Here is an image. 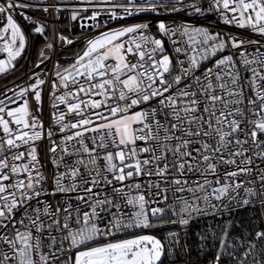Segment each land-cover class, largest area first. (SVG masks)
<instances>
[{"label":"snow or ice","instance_id":"obj_1","mask_svg":"<svg viewBox=\"0 0 264 264\" xmlns=\"http://www.w3.org/2000/svg\"><path fill=\"white\" fill-rule=\"evenodd\" d=\"M18 10L40 35L45 26L25 10L67 11L72 21L89 20L96 28L107 25L102 15L114 21L143 13H215L224 24L260 39L163 21L157 25L160 38L148 23L101 32L87 40L70 67L56 66L51 84L56 131L45 129L31 111L29 97L39 109L46 83L38 73L26 87L0 92V264H164L166 248L174 259L179 232H169L164 241L150 234L112 237L168 224L187 227L196 217L227 212L232 201L243 207L258 199L264 209V98L258 95L264 92V0H0V52L7 54L0 59V74L14 69L25 49ZM164 37L173 46L175 65L164 54ZM57 38L73 43L62 34ZM45 47L52 49L53 43ZM225 51L229 54L196 74ZM46 59L42 49L35 67ZM68 114L77 119L66 120ZM57 131L68 134L57 142ZM87 133L93 134L91 146ZM45 137L55 167L51 177L37 152L36 142ZM66 156L75 159L68 163ZM254 173L256 179H248ZM141 176L147 183L135 182ZM70 193L76 194L75 205ZM57 194L67 196L62 204L45 199ZM232 226L227 221L219 237L210 226L208 235L199 237L202 253L210 250L209 236L213 247L219 240L211 264L224 258L229 264H264V230L251 240L247 234L230 238Z\"/></svg>","mask_w":264,"mask_h":264},{"label":"built area","instance_id":"obj_2","mask_svg":"<svg viewBox=\"0 0 264 264\" xmlns=\"http://www.w3.org/2000/svg\"><path fill=\"white\" fill-rule=\"evenodd\" d=\"M55 2V0H49V3ZM206 2V0H205ZM28 15L32 16L38 23L43 24L46 28V31L43 35L34 33L33 29L36 26L33 23H30L28 21H25L22 16L19 15V10L17 11V15L15 16V19L17 23L20 25L22 32L25 35V49L22 52L21 56L16 59V62L14 64V69H10L8 72L4 74H0V92H4L6 89H11L16 87L17 85L21 87H26L28 84L33 83L34 80H30L29 77L32 75V73H38L41 79H44L46 83L42 86V102L39 109H37L36 103L34 99L30 96L29 102L32 113L37 116L44 124L45 129H48L49 127H53V130H57V126H53L52 123V112L53 109L51 107L52 99H51V84L53 81L56 80L55 72L57 71V65H60L62 67H70L72 63L74 62V59L81 55V50L86 46L87 40L95 38L97 35H99L101 32L107 31L108 29H116L119 28L122 25H130L135 23H148L149 24V31L155 35L157 38H160V35L157 30V25L159 22L163 21L166 24L169 25H180V24H188L195 27H204L207 28L209 32L211 33H219L221 36H224L226 34L236 35L239 36L241 39H260L259 35L251 33L248 29H241L236 27L235 25H226L223 23L222 18L215 13L208 14V15H189L188 11L178 12V13H171V14H164V15H157L153 13H143L135 16L128 17L123 20H109L106 15H102L100 17L101 21H108L106 26H102L100 28H96L93 25L92 21L84 20V21H72L70 19V12H50V13H44L42 11H33V10H25ZM83 15L88 16L91 15V11L88 13H84ZM81 23H85L88 25V27L81 28ZM2 26V24H0ZM64 35L68 37L69 39L73 40L72 44H66L62 41H60L57 37L59 35ZM47 37V39H45ZM164 47H165V53L169 55L173 59V64L176 63V56L173 51V46L169 42L167 37H164ZM53 43L52 49H47L45 45L47 43ZM44 50L45 56L48 57V59L44 60L42 64H40L39 68H36L35 65L40 62V51ZM255 49L253 47H249L248 51L252 52ZM264 50V49H262ZM229 52L225 51L223 53H218L215 57H212L208 61L204 62L200 69L197 71V75H200L205 68L211 67L217 59L221 57V55H228ZM159 58V57H157ZM0 59H7V54L0 52ZM180 59H185L184 56H181ZM16 67H21V73L20 76L7 81L2 82L1 79L8 75L9 73L13 72ZM62 70V68H61ZM176 69H173V72L175 73ZM63 91V89H61ZM59 94V92H58ZM8 96H13L12 92L7 93ZM3 96H0V99H3ZM97 99H100V97H96ZM71 99V98H69ZM7 103V101H6ZM22 103V101H20ZM17 104H11L10 107H17ZM59 109L61 111H66V106L64 104L59 105ZM255 118V117H253ZM77 117L74 114H68L66 116V120L68 121H75ZM75 131V130H73ZM3 133L0 132V135ZM68 134L65 133H59L57 131V134L53 137L57 142H59L61 135ZM89 137V140L87 141L89 143V146H91L90 137L93 135L92 133L86 134ZM37 152L40 161L44 165L43 171L45 175L51 177L53 172L55 171V167L52 164L51 154L48 152V148L50 147L49 140L45 137L44 139L36 142ZM140 143V142H138ZM141 146H143L141 144ZM23 150V149H21ZM143 158V157H142ZM75 157H65V161L70 163L72 160H74ZM103 161H101V164ZM259 163V161H257ZM261 167H264V164L260 165ZM62 170V169H61ZM224 166L220 167V172H224ZM231 170V169H229ZM148 177H137L135 182H139L141 184H145L148 181ZM152 180H156V177H152ZM245 179L244 177H241V180ZM248 179H256V173L253 174L252 177H249ZM130 183V182H129ZM49 190L52 189L51 181H49V184L47 185ZM119 186V185H117ZM163 186V185H162ZM252 186V185H248ZM106 187V186H101ZM98 191L100 189H97ZM127 191V190H126ZM107 193L109 195H112L111 187L107 186ZM104 194L103 192L101 193ZM75 193H70L68 196L72 197V203L75 205L77 201L75 200ZM169 197L171 198V192L168 193ZM179 195V194H178ZM241 195H243V189H241ZM67 196L64 194H57L56 196H49L46 197L49 202H51L53 205H55L57 202L63 203L64 199H66ZM158 199V197H157ZM119 203L123 204L124 201L120 200ZM33 206H35V202L33 201ZM155 206V205H154ZM247 206H258L262 211L264 209L261 208L258 199L254 200L252 204ZM83 207V206H81ZM246 207V206H243ZM242 207H238L236 205L235 201H232L230 203L229 209L230 214L233 212H236L238 209ZM226 212L222 213L221 215L212 216V215H206V216H199L194 218L192 221H190V224L187 226L189 227L191 223L199 218H206V217H215L218 219H221ZM171 215V214H169ZM20 213H17V218H19ZM263 220H264V215ZM172 217V216H171ZM105 218H107V214H105ZM173 219V217H172ZM178 228L179 233H183V231L187 227H182L180 225H176ZM140 229H136L134 231H129L128 233H118L114 237H120L125 236L127 234H130L132 232H136ZM13 233H9V235H12ZM112 237V238H114ZM44 243L46 244L47 241L45 240ZM6 247V246H5Z\"/></svg>","mask_w":264,"mask_h":264},{"label":"trees","instance_id":"obj_3","mask_svg":"<svg viewBox=\"0 0 264 264\" xmlns=\"http://www.w3.org/2000/svg\"><path fill=\"white\" fill-rule=\"evenodd\" d=\"M21 70V67H16L13 72L4 76L1 81L7 82L19 77ZM168 219H172L171 215L168 216ZM227 221H232L233 224L230 232V238H244L247 234V239L251 240L257 230H264V220L262 212L258 206L242 207L231 214L229 210L221 219L215 217L199 218L193 221L191 225L183 231V233H180V246L174 249V259L168 257L166 248L165 256L163 257L164 264H211V261L215 256L216 247L219 245V240L217 239L215 241L216 247H213V240L209 236L205 248L210 250L202 253L200 250L201 241L199 237L201 235H208L210 226L212 229H215L216 236L219 237ZM140 232L153 233L164 241L165 236L169 232L179 231L176 225L168 224L164 227L140 230ZM128 235L114 237L112 239L120 240ZM104 242L105 241L103 240L100 241V243ZM184 245H187L186 251L184 249ZM221 264H229L228 259L224 258ZM232 264H235V262L233 261Z\"/></svg>","mask_w":264,"mask_h":264},{"label":"rangeland","instance_id":"obj_4","mask_svg":"<svg viewBox=\"0 0 264 264\" xmlns=\"http://www.w3.org/2000/svg\"><path fill=\"white\" fill-rule=\"evenodd\" d=\"M85 48H86V46L81 50V54L84 52ZM15 62H16V60L13 61V64H15ZM143 234H150V235H154L157 238H159L157 235H155L153 233L140 232V230H138L137 232L130 233V235L127 234L128 236H126L125 238H122V239L131 238L133 235H143ZM122 239H120V240H122Z\"/></svg>","mask_w":264,"mask_h":264},{"label":"clouds","instance_id":"obj_5","mask_svg":"<svg viewBox=\"0 0 264 264\" xmlns=\"http://www.w3.org/2000/svg\"><path fill=\"white\" fill-rule=\"evenodd\" d=\"M128 84H129V87H132V86H133V82H132V81H129ZM258 95H259L261 98H264V92H260V93H258Z\"/></svg>","mask_w":264,"mask_h":264}]
</instances>
